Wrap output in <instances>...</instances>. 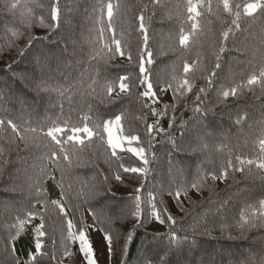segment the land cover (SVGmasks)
<instances>
[{
    "label": "trees",
    "instance_id": "trees-1",
    "mask_svg": "<svg viewBox=\"0 0 264 264\" xmlns=\"http://www.w3.org/2000/svg\"><path fill=\"white\" fill-rule=\"evenodd\" d=\"M254 1L229 0V13L223 0H193L200 16L192 21L187 19L193 15L187 12L188 0H59L61 26L49 28L41 26L40 20L56 23L50 16L54 0H30L31 18L26 21L21 14L27 0H0V118L20 123L18 117L24 116L32 126L50 118L62 127L63 121L69 128L87 123L98 131L93 122L121 116L123 135H138L140 141L133 142L134 147L143 146L149 158L145 166L127 151L117 150L112 156L106 133H100L103 141L97 135L91 141L85 138L87 147L69 142L72 166L61 162L66 194L61 195L57 170L53 173L56 180L45 182L48 203L44 206L36 203L30 189L39 175L42 162L38 157L46 149L18 138L10 143V129L0 132V264H14V260L15 264H33V254L40 264H81L75 242L67 238L65 218L53 200L65 204L68 219L76 225L74 231L85 228L89 239L93 232L113 236L112 264H160L162 259L167 264H246L249 259L259 264L264 259V228L251 229L242 236L236 226L246 209L251 211L264 199V170L246 165L244 171L229 168L227 179H211L229 160L238 166L237 157L258 160L262 155L264 81L259 80V73L264 68V7L246 14V6ZM109 2L114 6L111 21L106 9ZM237 12L239 28L232 23ZM141 14L149 28L154 62L145 66L151 70L157 103L141 96L144 89L138 84ZM196 21L200 27L189 46H180V28L190 31ZM101 27L105 30L103 41L113 34L122 38V48L131 52V61L126 56L92 58L93 42ZM229 29L233 31L223 41L222 32ZM221 44L225 50L219 53L221 67L216 69L215 53ZM185 62L195 66L192 91L183 95L172 88L160 91L166 82H173V76L184 75ZM211 71L217 75L208 86L201 77ZM253 74L257 83L247 85ZM121 75H129L135 82L131 92L118 96L117 88L102 103L104 80L118 82ZM92 80L98 81L92 85L94 92L89 88ZM40 82L63 89L64 95L37 93L35 84ZM237 84L246 86L238 88L236 96L224 99L221 90ZM200 88L206 92L200 94ZM85 116L90 119L84 120ZM157 123L158 128L149 135L147 125ZM33 140L37 145L48 142L42 134ZM124 167L145 168L146 172H124ZM116 175L121 179L116 180ZM193 183L200 184V189L190 187ZM178 184L188 186L187 195L181 193L179 202L168 195ZM136 196L141 197L140 220L132 215ZM153 196L163 224L152 215ZM29 210L43 216L46 234L40 238L39 254L34 229L41 219H27ZM169 214L174 225L167 219ZM155 221L161 230L154 227ZM173 232L175 238L170 235Z\"/></svg>",
    "mask_w": 264,
    "mask_h": 264
},
{
    "label": "snow or ice",
    "instance_id": "snow-or-ice-1",
    "mask_svg": "<svg viewBox=\"0 0 264 264\" xmlns=\"http://www.w3.org/2000/svg\"><path fill=\"white\" fill-rule=\"evenodd\" d=\"M30 0H27L25 10L21 14L22 19L25 21L27 19L31 18V8L29 7ZM159 2V0H157ZM113 4L107 3L106 9H107V17L108 20L111 21V18L113 16ZM239 7V6H237ZM258 7H264V4H258V3H250L246 6L245 12L248 15H252ZM223 8L225 11H228L231 13V8L229 5V0H223ZM100 14H101V22L102 17L104 13V6L102 5L100 8ZM187 12L193 15H189L187 17L188 20L195 21V18L200 16V12L197 10V4L193 3V0H188V7ZM50 16L51 20L55 21V24H45L44 19L41 18L40 23L43 27H49V28H58L61 26V9L59 6V0H54V3L51 6L50 10ZM236 19L232 21V23L235 25L236 28H239V12L235 13ZM139 32L142 34V41L143 45L139 52V61H138V67H139V77H138V84L140 86H143V91L140 93L141 96L144 98H147L148 100H151L153 103H157L159 101V97L157 96V91L154 88V82L151 77V70L149 68H146V64L151 65L154 61L152 58V51L149 48V28L146 25L145 22V16L141 14L139 17ZM64 20H67V16L64 17ZM200 25L199 22H193L191 24V30L185 31L183 27L179 30V45L184 46L185 48L189 46L190 38L197 32ZM108 30L112 31V26L109 23L108 24ZM104 28L101 27L98 32L99 36L97 41H94L93 43L96 45L94 48V53L92 58L95 60L97 56L99 55L101 58L107 57V59H114L116 56L120 57H127L129 61L133 59L131 52L127 51L126 49L122 48L121 39L122 38H116V36L113 34L110 40L103 41L104 38ZM233 31V29H229L227 31L222 32L223 41H227L229 39V33ZM15 35V33H13ZM101 41H103L101 43ZM224 46L221 44V46L218 49V52L215 53V68L219 69L221 67V64L219 63L220 55L219 53H222L224 51ZM21 55L23 52L21 51ZM194 65H190L189 63L185 62L183 63V76L182 77H176L173 76V82H166V88H161L160 91H166L167 88H172L174 93H179L180 95H183V92H191L194 79H195V73L193 71ZM192 73V76L190 77L188 74ZM217 73L215 71H211L209 76L201 77L205 80H207L208 86L212 84L211 77L216 76ZM259 80L264 81V68L261 69L259 73ZM258 77L253 74L248 80L247 85H252L257 83ZM98 81L92 80L89 84V88L94 92L95 89L92 88V85L97 84ZM135 86V82L131 81L129 75H121L119 76L118 82L117 81H111L109 79H105L104 83L100 86L101 91L104 95V99L101 100V102H105L107 97H111L112 93L116 91V89H119V92L117 95L119 96L120 93H130L132 88ZM246 85H240L237 84L236 87H231L229 90H221V95L224 99H227L229 95L236 96L237 89L245 87ZM35 90L37 93L42 91H56L61 96L64 95V90L60 88H50L45 83L40 82L35 84ZM206 92V88H200L199 93L203 94ZM200 94H197L196 99L200 100ZM110 102V101H109ZM199 111V109H197ZM153 115H157L155 111L152 113ZM160 115H163L161 113ZM20 123L14 122L12 118H0V132L7 131L10 129L11 133L13 134V137L9 140L10 143L14 142L15 139H19L23 141L25 144H30L33 147H43L46 149V151L38 157V159L42 162L41 166L39 167V175L37 178L33 181L31 189H30V195L36 200V203L42 204L44 206L47 205L48 201L46 199L45 195V182L49 179L56 180V177L53 175L54 172L57 170L60 171V186H61V195H65V189L63 185V180L65 176V169L61 167V162L63 161L68 167L72 166V158L69 151V148L67 145L69 142H73L74 146H84L87 147L85 144V138H87L88 141L92 140V137L94 135H97L98 138L103 141L104 136L100 135V133H106L107 135V146L111 149V155L116 156L117 150L123 152L127 151L138 157L143 164L146 166L149 163V158L145 154V148L143 146L140 147H134L133 142L139 143L140 137L138 135H123V127L121 125V116H116L115 119H109L107 121H103L100 124H96L93 122V125L98 131H94L93 127H89L87 123H84L83 126H72L67 127L68 122L63 121L64 127L61 126L60 122L58 120H46L44 122H41L40 124H37L36 126H32L31 121H28L26 117L21 116L18 117ZM84 120H89L90 117L85 116L83 118ZM238 124L241 123V121L238 119L236 121ZM45 128L47 130L45 131ZM154 128H158L157 124H149L147 125V132L149 135H151ZM162 131V129H159ZM68 133L66 136L65 134ZM48 138V142L43 145H37L35 144L33 137L36 139H39L40 136ZM127 145V147H125ZM260 148H261V157L258 160H252V159H241L237 157L238 166L233 165V162L231 160L227 161L225 165L222 166V170L219 172V174L212 173L211 179L212 180H218V179H227L230 175L228 169L233 168L234 171H244L246 165H253L255 164L257 168L264 170V140L260 142ZM81 151L83 148L80 149ZM0 151H3L0 149ZM124 172H133V173H140L145 174L146 169L145 168H137V167H124ZM249 172H251V169H249ZM116 180H120L121 177L119 175L115 176ZM192 188L200 189L201 185L197 183H193L190 185ZM141 189H137V192H140ZM188 192V186L178 184L176 190L169 191L168 195H174L177 202L180 201L181 193L187 195ZM80 195V194H78ZM85 198L87 197V193L83 194ZM152 204H151V210L152 215L155 217V219L160 223H164V219L161 218V209H158L155 203L156 198L153 196L151 197ZM135 210L132 213L134 218L136 220H140L142 216V208H141V197L136 196L135 197ZM162 202V201H161ZM52 204L56 205V207L59 209V212L63 214L66 225H67V238L72 240L73 242L78 241V251L82 253L83 259L86 261V264H98L97 258H96V252L95 249L92 246V242L89 239L88 233L85 228L81 227L79 231H74L76 228V225L73 223L71 219H68V212L65 210V204L62 203L59 200H53L51 201ZM163 211H167V209H164ZM37 216H40L41 222L35 227V250L36 253H40V250L42 248L41 243V237L45 236V231L43 230L45 228L44 222H43V216L38 211H32L29 210L27 212V219H35ZM93 216L95 218V213H93ZM167 219L174 225L176 223L175 219L169 214L167 216ZM236 226L241 229V235L243 236L246 234L249 230L254 228H264V199H260L258 203L255 206H252L251 211L248 209L245 210L244 214H241L239 219L236 221ZM173 238L174 232L170 233ZM14 238V237H13ZM132 235L130 234L127 237L128 241H131ZM104 240L107 243L109 253H111L112 249V243H113V236L105 232ZM30 260L33 262V264H40V261L37 259V255L33 254L30 257ZM15 264V260H14ZM160 264H167L166 259H162L160 261ZM246 264H254L252 259H249L246 261ZM259 264H264V259L259 260Z\"/></svg>",
    "mask_w": 264,
    "mask_h": 264
},
{
    "label": "rangeland",
    "instance_id": "rangeland-1",
    "mask_svg": "<svg viewBox=\"0 0 264 264\" xmlns=\"http://www.w3.org/2000/svg\"><path fill=\"white\" fill-rule=\"evenodd\" d=\"M262 2H264V0H255L254 2L251 3L261 4ZM257 10L258 8L256 9V11ZM125 147H127V145H125ZM153 225L155 228L159 230L162 229V227L159 225L157 221H155ZM90 240L92 242L93 248L95 249L98 264H112L111 253H109L108 246L106 241L104 240V237L99 232H93L92 235L90 236ZM75 251L78 257L80 258L81 264H86V261L83 259L82 253L78 251V241H75Z\"/></svg>",
    "mask_w": 264,
    "mask_h": 264
}]
</instances>
